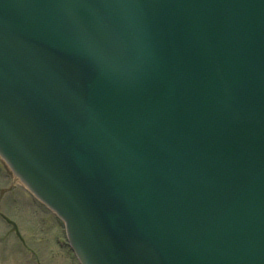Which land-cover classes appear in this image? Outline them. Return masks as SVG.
Returning a JSON list of instances; mask_svg holds the SVG:
<instances>
[{
    "label": "water",
    "instance_id": "95a60500",
    "mask_svg": "<svg viewBox=\"0 0 264 264\" xmlns=\"http://www.w3.org/2000/svg\"><path fill=\"white\" fill-rule=\"evenodd\" d=\"M0 158L81 264H264V0H0Z\"/></svg>",
    "mask_w": 264,
    "mask_h": 264
},
{
    "label": "rangeland",
    "instance_id": "374dc122",
    "mask_svg": "<svg viewBox=\"0 0 264 264\" xmlns=\"http://www.w3.org/2000/svg\"><path fill=\"white\" fill-rule=\"evenodd\" d=\"M10 182L0 163V264H76L56 244L55 218Z\"/></svg>",
    "mask_w": 264,
    "mask_h": 264
}]
</instances>
